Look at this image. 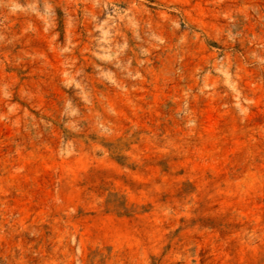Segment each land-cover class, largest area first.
Masks as SVG:
<instances>
[{
	"label": "rangeland",
	"instance_id": "1",
	"mask_svg": "<svg viewBox=\"0 0 264 264\" xmlns=\"http://www.w3.org/2000/svg\"><path fill=\"white\" fill-rule=\"evenodd\" d=\"M0 264H264V0H0Z\"/></svg>",
	"mask_w": 264,
	"mask_h": 264
}]
</instances>
